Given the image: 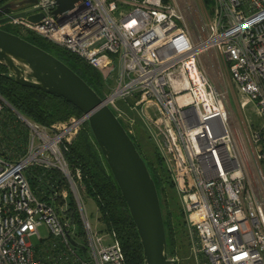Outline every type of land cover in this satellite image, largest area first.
I'll return each instance as SVG.
<instances>
[{"label": "built area", "instance_id": "obj_1", "mask_svg": "<svg viewBox=\"0 0 264 264\" xmlns=\"http://www.w3.org/2000/svg\"><path fill=\"white\" fill-rule=\"evenodd\" d=\"M192 3L77 0L55 14V0H36L28 14L41 13L38 20L7 21L112 80L102 99L119 120L125 113L118 100L140 112L167 159L201 264H264V0ZM232 96L242 132L232 121ZM4 106L28 137L17 158L0 152V264H125L115 234L92 227L80 169L64 157L85 116L43 125L0 95V111ZM32 165L58 170L66 186L41 198L25 174ZM70 197L83 238L68 212ZM34 234L40 243L31 242Z\"/></svg>", "mask_w": 264, "mask_h": 264}, {"label": "trees", "instance_id": "obj_2", "mask_svg": "<svg viewBox=\"0 0 264 264\" xmlns=\"http://www.w3.org/2000/svg\"><path fill=\"white\" fill-rule=\"evenodd\" d=\"M0 27L20 35L57 57L78 74L101 98L104 97L102 72L84 59L34 33H21L18 27L13 25L1 23ZM0 95L22 116L43 125H51L54 122L66 120L70 116L82 115L76 106L61 96L17 83L3 63H0ZM129 136L144 159L157 189L165 230L166 252L168 256L176 257L177 253L187 251L190 241L187 240L185 218L179 206L178 197L172 194L173 184L170 175L162 157L155 149L151 155L147 156L136 137L130 134ZM27 137L28 128L9 106H4L0 111V152L8 158H17L25 150ZM64 157L71 169H80L84 185L83 197L92 200L96 206L99 230L115 234L123 252L125 264H144L135 224L86 120L66 145ZM25 174L31 188L41 198H46L54 188L60 189L66 186L62 174L56 169L32 165L28 167ZM68 212L76 224L77 234L83 238L82 226L71 197Z\"/></svg>", "mask_w": 264, "mask_h": 264}, {"label": "water", "instance_id": "obj_3", "mask_svg": "<svg viewBox=\"0 0 264 264\" xmlns=\"http://www.w3.org/2000/svg\"><path fill=\"white\" fill-rule=\"evenodd\" d=\"M76 1L55 0L53 12L58 14ZM35 2L20 0L0 5V24L17 16L38 20L41 13L28 14L33 9L28 6ZM6 10L13 13L1 16ZM0 63L7 67L17 83L61 96L82 112L135 224L144 264H178L168 258L166 252L163 217L155 183L131 137L103 99L57 57L1 27ZM72 243L85 252L83 246Z\"/></svg>", "mask_w": 264, "mask_h": 264}, {"label": "rangeland", "instance_id": "obj_4", "mask_svg": "<svg viewBox=\"0 0 264 264\" xmlns=\"http://www.w3.org/2000/svg\"><path fill=\"white\" fill-rule=\"evenodd\" d=\"M20 0H7L4 3L7 2H17ZM194 2L199 4L200 0H193V5ZM199 2V3H198ZM205 2V1H204ZM3 3V4H4ZM211 0H209L208 2H205V4H210ZM200 5V4H199ZM190 15V23H192V16L191 14H188V16ZM7 25L11 26V24L9 23V21L4 22ZM3 24V23H2ZM194 28V27H193ZM213 76V75H212ZM104 78V77H103ZM215 78V77H213ZM215 82L218 84V81L215 79ZM112 84L113 86V81L112 80H108L107 82L105 81L104 78V89H103V94L107 93V91L109 90V84ZM232 95V93H231ZM232 103H233V109L235 111V115L233 116L235 119H233V123L235 125H238L240 128V119H237V117L240 115V112L238 110V107L233 99L232 96ZM117 105L118 107L125 113V116L123 119H121V123L124 126L125 130L127 131L128 134L135 136L137 141L139 142L142 151L147 155H151V153L153 152V150L155 149L158 154L162 157V161L164 163L165 168L167 169L169 175H170V170L168 169V162L167 159L164 158V156L161 154V152L159 151V148L157 146V141H155L149 134L147 127H146V123H145V119H143L142 115L140 114V112L136 109V110H132L131 108H129L128 103L125 100H118L117 101ZM238 116H237V115ZM71 117V116H70ZM75 117H79V116H75ZM128 121H132V124L130 125L128 123ZM128 128H131V132H128ZM241 132H242V127L240 128ZM244 132V130H243ZM170 179H171V175H170ZM172 184H173V191L172 194H176V196L178 197V202H179V206L181 208V203H180V198L177 194L176 191V187L174 185V181L171 179ZM84 198V197H83ZM84 208H85V212L86 215L92 225V227H98L97 224V212H96V206L94 204V202L90 199H84ZM182 209V208H181ZM185 231L187 233V240H189V246L187 247V251L185 252H181V253H177L176 255V261L178 262V264H201L204 261V257L203 255L199 252L197 245H196V236L194 234V232L190 229V227L187 225L186 221H185ZM38 232L39 235L41 237H46L47 235V230L46 227L44 226V224H41L38 227ZM30 240L33 244H38L40 243L39 238L37 237L36 234L32 235L30 237Z\"/></svg>", "mask_w": 264, "mask_h": 264}, {"label": "crops", "instance_id": "obj_5", "mask_svg": "<svg viewBox=\"0 0 264 264\" xmlns=\"http://www.w3.org/2000/svg\"><path fill=\"white\" fill-rule=\"evenodd\" d=\"M9 11H11V12H12V10H9Z\"/></svg>", "mask_w": 264, "mask_h": 264}, {"label": "bare ground", "instance_id": "obj_6", "mask_svg": "<svg viewBox=\"0 0 264 264\" xmlns=\"http://www.w3.org/2000/svg\"><path fill=\"white\" fill-rule=\"evenodd\" d=\"M87 121V120H86ZM177 262V261H176Z\"/></svg>", "mask_w": 264, "mask_h": 264}]
</instances>
